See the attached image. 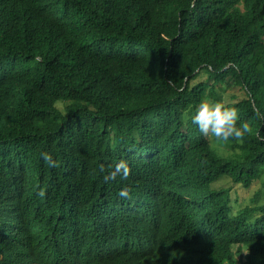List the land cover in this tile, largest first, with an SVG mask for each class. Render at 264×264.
<instances>
[{"label":"trees","instance_id":"1","mask_svg":"<svg viewBox=\"0 0 264 264\" xmlns=\"http://www.w3.org/2000/svg\"><path fill=\"white\" fill-rule=\"evenodd\" d=\"M206 98L248 132L202 136L190 115ZM121 160L128 175L105 181ZM263 176L264 0H0V264H68L56 251L87 239L264 264V203L212 188Z\"/></svg>","mask_w":264,"mask_h":264},{"label":"clouds","instance_id":"2","mask_svg":"<svg viewBox=\"0 0 264 264\" xmlns=\"http://www.w3.org/2000/svg\"><path fill=\"white\" fill-rule=\"evenodd\" d=\"M238 115L234 107L224 105L219 101H212L210 99H202L195 107L190 115V121L195 125L196 129L202 136L211 137L216 141H227L229 138L236 140L241 139L249 130L246 122L237 123ZM44 159L51 163V159L47 154H44ZM101 173L105 181H111L118 176L123 179L128 175V165L121 160L110 166L107 170L101 166ZM128 188L122 186L117 195L119 197L128 196ZM91 245H83L76 247V251H56L64 257L68 264H164V260L156 262L153 257L149 259L136 257L139 253L134 250L136 248L130 247H110L100 249L98 243H93L89 239L85 240ZM125 250L131 252L130 254L117 255L116 252ZM55 255L46 253V260L53 258ZM45 260V261H46ZM33 264H45L41 259L33 261Z\"/></svg>","mask_w":264,"mask_h":264},{"label":"rangeland","instance_id":"3","mask_svg":"<svg viewBox=\"0 0 264 264\" xmlns=\"http://www.w3.org/2000/svg\"><path fill=\"white\" fill-rule=\"evenodd\" d=\"M226 100L227 102L231 101L229 100V96L232 93L238 94V91L234 88H228L226 92ZM212 100L211 98H208ZM213 101V100H212ZM211 140L213 138L209 137ZM264 180V176L262 178ZM223 187H232L233 188V195H232V201L234 204H236L237 208H245L246 206L249 207H255L260 206L264 203V190L262 188L261 182H257L254 184L253 187H251L249 190L245 188H240L238 186H235L233 182L228 177H222L219 180H216L212 184V188L214 189H220ZM237 201V203H235Z\"/></svg>","mask_w":264,"mask_h":264},{"label":"bare ground","instance_id":"4","mask_svg":"<svg viewBox=\"0 0 264 264\" xmlns=\"http://www.w3.org/2000/svg\"><path fill=\"white\" fill-rule=\"evenodd\" d=\"M19 253V252H18ZM20 254V253H19ZM21 255V254H20Z\"/></svg>","mask_w":264,"mask_h":264}]
</instances>
